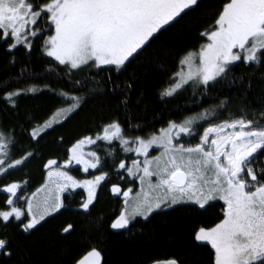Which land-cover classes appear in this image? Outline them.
Returning <instances> with one entry per match:
<instances>
[{
  "label": "snow or ice",
  "instance_id": "obj_1",
  "mask_svg": "<svg viewBox=\"0 0 264 264\" xmlns=\"http://www.w3.org/2000/svg\"><path fill=\"white\" fill-rule=\"evenodd\" d=\"M202 0H0V40L8 44L11 54L23 46L31 57L35 42L41 56L49 60L50 72L67 78L71 84L62 92L67 107L57 111L54 120L43 128L68 118L83 102L79 95L88 85L100 82L105 89L111 84L112 94L119 91L120 104L127 111L134 91L135 76L121 88L112 74H122L147 51L168 27L200 7ZM198 45L174 53L171 69H165L166 87L160 92L162 101L171 102L191 90L194 97H206L225 81L244 82L232 76L237 63L264 67V0H222L210 22L198 32ZM15 63V60L12 61ZM23 74V70H22ZM84 78H81V75ZM0 85V101L6 108H18L22 90H8ZM251 91L254 85H246ZM32 86L25 91L35 92ZM228 98L202 111L168 120L166 125L144 135L139 124L118 117L107 119L94 136L77 139L67 149L63 163L47 160L46 184L30 196L24 195L21 183L8 180L11 171L25 164L34 153L23 150V158H15L19 141L15 128L0 127V260L15 255L16 244L8 232L15 226L31 233L46 217L65 207L64 193L84 189L87 193L79 207L88 210L97 199L96 189L110 173L103 171L104 162L98 150L113 160V174L120 181L134 178L140 190L122 189L112 184L111 191L124 197L125 208L110 228L127 229L137 216L148 220L157 211L192 207L208 211L223 202L215 219L192 229V241L210 246L209 264H264V108L239 115L229 112ZM29 122L33 121L28 117ZM203 132L198 131L202 123ZM40 126L29 132L38 141ZM198 142L191 143L195 137ZM188 141L187 143L185 141ZM123 158H117V144ZM92 146L85 151V146ZM160 149L152 155L150 149ZM132 154V155H129ZM73 165L81 166L91 179L70 174ZM90 170L100 171L95 175ZM27 184V181L24 182ZM44 195L37 198V193ZM134 193V194H133ZM131 208L129 213L128 208ZM19 222V223H17ZM62 234L71 235L75 226L62 227ZM71 264H107L104 251L88 240L72 258ZM149 264H181L176 256L153 258Z\"/></svg>",
  "mask_w": 264,
  "mask_h": 264
},
{
  "label": "trees",
  "instance_id": "obj_2",
  "mask_svg": "<svg viewBox=\"0 0 264 264\" xmlns=\"http://www.w3.org/2000/svg\"><path fill=\"white\" fill-rule=\"evenodd\" d=\"M221 3L222 0H202L198 9L163 31L126 72L112 74V79L121 88L125 81L135 76L127 111L120 104L122 97L119 91L112 94L111 84L105 89L103 78L107 73L101 72L95 77L100 82L99 86L92 82L79 93L84 98L81 107L68 115L67 119L41 132L38 143L30 139L29 132L33 127L42 126L59 109L67 107V100L61 93L70 91L71 84L67 78L57 77L50 72L51 58L41 56L39 45L42 41L35 42V50L29 57L23 46H17L9 54L8 44L0 40V85L7 82L8 90H22L15 110L6 108L0 101V127L15 128L19 141L13 149L15 158H23L26 155L23 150L34 153L24 165L11 171L8 180H26V190L37 189L46 179L48 169L44 165L47 160L55 159L62 163L66 159L67 149L77 139L94 136L107 119L118 117L122 122L130 119L142 129L131 134L146 136L165 126L170 119L180 120L225 98L229 100L225 112L232 107H244L251 111L264 108V67L240 63L233 66L232 76L244 78L243 83L239 80L236 83L225 81L203 98L194 97L191 90L183 92L171 102L160 98V92L167 86L164 72L172 68L174 53L198 45V32L210 22ZM13 60L15 63H12ZM84 75H81L82 79ZM249 81L254 85L251 91L246 87ZM32 86L38 90L25 91ZM28 117H32L33 121L29 122ZM117 158H123L118 148ZM102 160L103 171L110 175L106 182L101 183L97 199L89 209L86 211L79 207L86 198V192L76 189L71 194L63 195L65 207L59 213L45 218L30 234L23 233L15 226L8 227L16 244L15 255L11 259L0 260V264H71L72 258L88 240L98 243L103 249L107 264H149L153 258L173 255L180 259L181 264H209L210 246H198L192 241L191 233L195 226L215 219L222 201L208 211H197L187 206L157 211L148 220L137 217L127 229L113 230L110 224L124 209V198L113 193L111 186L116 183L122 189L132 187L135 191L136 181L131 183L130 178L120 181L113 174L112 158ZM90 172L96 174L100 171ZM70 173L79 179L92 177L83 173L80 166H73ZM4 199L5 195L0 194V200ZM69 223L75 226V232L62 234V227Z\"/></svg>",
  "mask_w": 264,
  "mask_h": 264
},
{
  "label": "rangeland",
  "instance_id": "obj_3",
  "mask_svg": "<svg viewBox=\"0 0 264 264\" xmlns=\"http://www.w3.org/2000/svg\"><path fill=\"white\" fill-rule=\"evenodd\" d=\"M241 108H244V107H240V108H231V109H229V111L228 112H223L222 114H221V116H220V119H224V118H226L227 116H228V114H229V112H231V113H234V114H236V115H239L240 113H239V109H241ZM248 110V109H247ZM249 112H254V111H251V110H248ZM56 113L57 112H55L54 113V115H52L47 121H52V120H54V118H55V115H56ZM60 122L62 121V120H64L65 118L63 117V116H61L60 118ZM202 123V126L201 127H199V129H198V131L200 132V133H202L203 132V129H204V127H207L208 125L206 124V123H204V122H201ZM54 124H56V123H53L52 124V126L54 125ZM44 125V124H43ZM43 125L42 126H40V128H41V131H40V133L41 132H43L44 130H46V129H44L43 128ZM48 129V128H47ZM198 139H199V137L197 136V137H195V138H193L192 140H191V143L192 144H195L196 142H198ZM186 143L188 142L187 140L185 141ZM116 143V142H115ZM118 143V142H117ZM92 146H85V151H89L90 150V148H91ZM117 148H118V145H117ZM159 152H160V149H158V148H156V147H154L153 149H150V153L152 154V155H158L159 154ZM98 154L101 156V158L102 159H104V158H111V157H109V156H107V155H105V153H104V151H102V150H98ZM73 166H79V165H73ZM72 166V167H73ZM81 167V166H80ZM103 170V169H102ZM81 171H82V169H81ZM90 171H97V170H90ZM48 172V171H47ZM83 172V171H82ZM71 174V173H70ZM100 174V172H98V173H96L95 175H99ZM72 175V174H71ZM74 176V175H73ZM92 177H85V178H81V179H91ZM47 179H48V177L46 178V182H47ZM131 180H133L134 178H130ZM46 182L44 183V185L46 184ZM43 185V186H44ZM42 186V187H43ZM41 187V188H42ZM40 189V188H39ZM98 189H99V187L96 189V192H98ZM74 190H76V189H74ZM84 190V189H83ZM140 190V184H139V181L138 180H136V189H135V191H134V193L135 192H137V191H139ZM133 193V194H134ZM65 194V193H64ZM63 194V195H64ZM44 195V193L43 192H39V193H37V198H40V197H42ZM86 195H87V193H86ZM124 198V197H123ZM90 207V206H89ZM124 208H125V204H124ZM124 210V209H123ZM128 211H129V213L131 212V208L129 207L128 208ZM137 217H141V216H137ZM136 217V218H137ZM143 218V217H142Z\"/></svg>",
  "mask_w": 264,
  "mask_h": 264
},
{
  "label": "flooded vegetation",
  "instance_id": "obj_4",
  "mask_svg": "<svg viewBox=\"0 0 264 264\" xmlns=\"http://www.w3.org/2000/svg\"><path fill=\"white\" fill-rule=\"evenodd\" d=\"M63 163V162H62ZM48 171V170H47ZM46 178H47V172H46ZM26 180H23V181H16V182H19V183H21V185H22V188H24L25 189V191H24V195H26V196H30L32 193H34V192H36L37 191V189H39V188H41L43 185H44V183L46 182V179H45V181L43 182V184H41L37 189H34V190H32V191H28V190H26V188L28 189V187H27V184H25L24 182H25ZM121 195V194H120ZM122 196V195H121ZM123 197V196H122ZM47 218V217H46Z\"/></svg>",
  "mask_w": 264,
  "mask_h": 264
}]
</instances>
